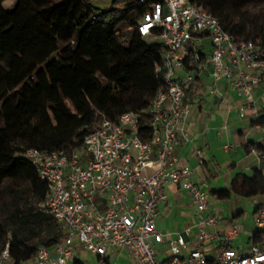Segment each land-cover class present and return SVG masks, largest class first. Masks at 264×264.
Returning a JSON list of instances; mask_svg holds the SVG:
<instances>
[{"label": "built area", "instance_id": "obj_1", "mask_svg": "<svg viewBox=\"0 0 264 264\" xmlns=\"http://www.w3.org/2000/svg\"><path fill=\"white\" fill-rule=\"evenodd\" d=\"M136 30L160 48L154 69L163 88L145 111L151 136L142 140L141 115L126 112L117 122L103 120L70 153L26 151L24 158L46 185L41 209L62 226L64 237L52 251L40 248L20 264H72L76 245L101 258L108 250L123 251L129 264H264V205L254 212L256 243L243 252L234 249L239 234L234 225L217 258L206 257L205 245L220 238L217 219L208 214L206 182H196L194 169L176 153L178 145L191 143L188 100L204 70L213 85L224 80L245 100L241 117L247 112L258 117L252 92L259 88L264 96V48L234 41L194 0H153ZM194 154L201 167V150ZM169 185L186 192L199 217L196 246L188 244L186 230L168 241L169 257L162 260L156 248L168 235L157 228L156 218ZM0 264H15L8 245L0 251Z\"/></svg>", "mask_w": 264, "mask_h": 264}, {"label": "trees", "instance_id": "obj_2", "mask_svg": "<svg viewBox=\"0 0 264 264\" xmlns=\"http://www.w3.org/2000/svg\"><path fill=\"white\" fill-rule=\"evenodd\" d=\"M5 0H0V13ZM153 0H17L0 20V251L15 264L50 251L62 226L41 209L46 185L24 158L30 149L70 153L103 120L140 114L139 137L151 136L145 111L163 88L159 47L137 23ZM236 42L264 48V0H194ZM252 124L264 126V116ZM220 198L264 196L257 170L238 174ZM6 195L8 201L2 197ZM260 234L251 238L256 243ZM72 264H81L74 259Z\"/></svg>", "mask_w": 264, "mask_h": 264}, {"label": "crops", "instance_id": "obj_3", "mask_svg": "<svg viewBox=\"0 0 264 264\" xmlns=\"http://www.w3.org/2000/svg\"><path fill=\"white\" fill-rule=\"evenodd\" d=\"M252 96L258 117L264 116V96L259 88L253 90ZM188 105L190 116L186 131L191 143L178 145L176 153L194 169L196 182H206L208 214L217 219L214 230L220 238L205 245V255L209 260L217 258L223 236L234 225L238 226L239 234L231 246L237 251H246L253 244L251 238L256 232L254 212L264 205V196L220 198L216 193L228 191L238 174L250 176L257 170L264 177V126L252 124L257 117L250 112L241 117L240 112L246 107L245 100L224 80L213 85L207 70L201 72ZM196 148L202 152L201 167L197 165L194 154ZM166 193L167 201L159 206L156 218L157 228L168 235L165 243L156 248L157 256L162 260L169 257L168 241L186 230H189L188 244L196 246L194 235L199 217L185 191L169 185ZM75 259L81 264H129L123 251L108 250L101 258L77 245Z\"/></svg>", "mask_w": 264, "mask_h": 264}, {"label": "rangeland", "instance_id": "obj_4", "mask_svg": "<svg viewBox=\"0 0 264 264\" xmlns=\"http://www.w3.org/2000/svg\"><path fill=\"white\" fill-rule=\"evenodd\" d=\"M16 1L17 0H5L3 2V4H2V10H1V13H0V20L3 19V17L5 16V14L7 12H10L11 10L14 9V6L16 4ZM110 1L111 0H90V2L95 7L99 8L102 11H105V10L109 9V7H110ZM148 41H149V44L152 45V46H156L158 44V42L156 40L149 39ZM7 199H8V197L6 195H4L2 197V200L4 202L8 201Z\"/></svg>", "mask_w": 264, "mask_h": 264}]
</instances>
